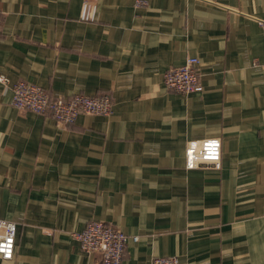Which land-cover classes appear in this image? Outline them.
I'll list each match as a JSON object with an SVG mask.
<instances>
[{
    "label": "crops",
    "instance_id": "obj_1",
    "mask_svg": "<svg viewBox=\"0 0 264 264\" xmlns=\"http://www.w3.org/2000/svg\"><path fill=\"white\" fill-rule=\"evenodd\" d=\"M0 0V264H97L72 236L102 221L128 236L121 264H264V0ZM199 59L202 91L164 73ZM25 81L52 98L108 94L70 125L11 105ZM219 138L218 168L188 170ZM138 240L133 242L132 238Z\"/></svg>",
    "mask_w": 264,
    "mask_h": 264
},
{
    "label": "built area",
    "instance_id": "obj_2",
    "mask_svg": "<svg viewBox=\"0 0 264 264\" xmlns=\"http://www.w3.org/2000/svg\"><path fill=\"white\" fill-rule=\"evenodd\" d=\"M94 5L89 0L83 2L81 19L88 20ZM200 62L196 57L186 58L180 66L168 69L163 75L164 86L177 94L188 95L202 91L199 82ZM9 80L0 76V84L7 86ZM11 105L23 112L49 116L63 125L72 124L81 115L106 116L111 113L112 100L108 94L87 96L74 94L69 97L52 98L43 88L18 81L11 86ZM185 167L188 170L202 164L218 168L221 160V142L219 138L192 140L186 144ZM16 224L0 220V258L11 260L15 250ZM80 249L98 256L97 264H121L128 242V236L102 221L91 220L80 232H74ZM133 242L138 240L132 238ZM152 264H179L176 257H156Z\"/></svg>",
    "mask_w": 264,
    "mask_h": 264
},
{
    "label": "water",
    "instance_id": "obj_3",
    "mask_svg": "<svg viewBox=\"0 0 264 264\" xmlns=\"http://www.w3.org/2000/svg\"><path fill=\"white\" fill-rule=\"evenodd\" d=\"M202 165H204V164H202Z\"/></svg>",
    "mask_w": 264,
    "mask_h": 264
}]
</instances>
